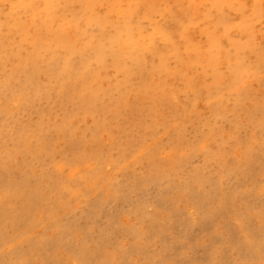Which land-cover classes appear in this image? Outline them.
Returning <instances> with one entry per match:
<instances>
[{"label":"rangeland","instance_id":"rangeland-1","mask_svg":"<svg viewBox=\"0 0 264 264\" xmlns=\"http://www.w3.org/2000/svg\"><path fill=\"white\" fill-rule=\"evenodd\" d=\"M155 1L153 13L150 0H74L72 7L94 22L137 10L131 25L171 51L166 70L149 50L125 82L108 54L101 85L92 82L96 111L86 112L68 85H52L33 95L32 106L12 102L13 116L0 115V124L16 127V144L21 129L32 140L24 156L46 197L31 229L17 223L19 236L1 244L0 264H29L13 249L24 250L30 236L56 241L30 264H264V0ZM7 3L0 0L4 14ZM36 6L41 26L44 0ZM54 25L84 49L76 27ZM101 27L91 25L88 35ZM209 34L220 44L215 65L207 64ZM3 36L26 56L19 34ZM198 43L204 50L195 64ZM60 51L45 53L40 68L63 62L69 53ZM13 65L14 57L0 58V81ZM40 81L48 84L47 75ZM14 142L0 138V153ZM80 154L86 159L72 174L67 164ZM9 190L0 177V198Z\"/></svg>","mask_w":264,"mask_h":264},{"label":"bare ground","instance_id":"bare-ground-1","mask_svg":"<svg viewBox=\"0 0 264 264\" xmlns=\"http://www.w3.org/2000/svg\"><path fill=\"white\" fill-rule=\"evenodd\" d=\"M73 1L44 0L46 13L45 18L42 19V25L39 26L36 23L39 14L36 6L37 0H5V2H8L7 12L4 14L0 11V58L3 59L8 55L14 57V65L11 67L10 72H7L5 78L0 81V115L5 116L6 119L13 116L15 112L10 107L12 102L19 101L25 107L32 106L33 95L50 90L52 85H55V88L68 85L67 87L74 93V96L80 101L78 103L82 105L86 112L96 111V89H98L97 85H101L100 79L106 66L108 54L114 59V70L124 74L125 82L130 78L132 65L134 67L144 65L145 55L149 50L153 51L154 55L159 56L161 69L166 70L171 51L156 47L154 40L151 39L152 33L139 25H131V17H134L137 10L131 9L119 21H116L115 18L110 21L108 17L104 16L101 21L94 22L86 14L88 12H79L74 9L72 7ZM158 4L155 0H150V12H155ZM66 8L71 9L72 13H65ZM117 13H120V11L117 10L115 13L118 18L119 14ZM55 23L59 27H76L78 34L84 36V44L82 45H85L84 49L79 47L78 43H75L74 38L70 37L69 39L64 32L55 29ZM95 24L102 25L100 34L97 36L96 34L88 35L89 27ZM246 29L248 30L249 26ZM154 30L162 34L163 40H172V36L161 30L160 27L155 26ZM4 33L19 34L20 43L22 41L27 42L30 50H28L26 56L21 54L22 44L16 47L15 39H10L9 36L4 37ZM208 41L207 64L215 65V60H218L221 53L219 51L218 36L209 34ZM115 45L117 47L116 51L113 49ZM197 45L195 56L191 59V61L194 60L195 64L200 61V54L204 50L201 43ZM61 48H65L69 53L65 56L63 62L42 70L39 62L45 58L43 55L48 53L50 56H57L61 52ZM177 50L178 47L173 45V51L176 52ZM74 55H79L81 64L84 65V70L81 72L76 66ZM16 58L19 60L17 64ZM91 65H96L98 68L94 71H87ZM43 74L47 75L48 84H41L40 79ZM93 81L97 82V85H93ZM6 90H9L11 95H7ZM19 131L16 144V127L8 129L6 122L0 124V138L15 140L14 143L17 145L7 154L2 155L0 153V166L2 167L0 177L4 188L10 189L9 196L5 197L7 199L0 198V246L2 243L13 241L19 236L16 234L19 233L16 228L17 223L19 225L25 224L26 228L31 229L30 227L36 223L35 213L37 207L35 206L39 201L46 198L42 195L40 181L35 177L30 162L24 156V151H29L28 147L30 148L32 140L30 142L26 139L25 130L21 129ZM42 137L45 141L44 136ZM86 156L87 154L76 155L68 164L67 162L58 164L60 168L65 167L67 164L72 174H75L79 163H81V158L84 160ZM58 183L56 181L54 185H58ZM16 198H19L21 204H18L22 205V210L16 209ZM20 235L25 236L22 233ZM24 241L27 243L25 251L20 245L15 246L13 251L17 259L27 261L29 264L31 255L34 252L44 251L46 249L44 247L54 245L56 242L53 239H39L31 236ZM81 253L84 254V252ZM83 256L88 260L85 254ZM0 263H3L1 259Z\"/></svg>","mask_w":264,"mask_h":264}]
</instances>
